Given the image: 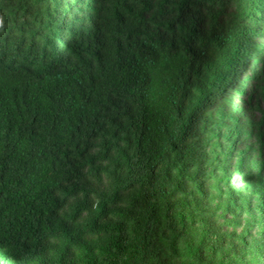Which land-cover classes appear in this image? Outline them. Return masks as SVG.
<instances>
[{
  "label": "trees",
  "instance_id": "1",
  "mask_svg": "<svg viewBox=\"0 0 264 264\" xmlns=\"http://www.w3.org/2000/svg\"><path fill=\"white\" fill-rule=\"evenodd\" d=\"M0 18V264H264V0Z\"/></svg>",
  "mask_w": 264,
  "mask_h": 264
},
{
  "label": "clouds",
  "instance_id": "2",
  "mask_svg": "<svg viewBox=\"0 0 264 264\" xmlns=\"http://www.w3.org/2000/svg\"><path fill=\"white\" fill-rule=\"evenodd\" d=\"M261 22L263 23L264 22V19L261 20ZM2 27H3V22H2V19L0 18V36L3 34V32L1 31L2 30ZM263 27V25L261 26V28ZM69 38L71 41L75 42V43H78L80 45H86L87 42H88V35L87 33L85 32L84 28H83V24L81 21H79L77 23V25L71 30V32L69 33ZM246 66H247V69H246ZM250 70V62H245V64L243 65L241 71H239V76H245L248 74ZM238 71V70H236ZM236 86V82H232L231 84V88H234ZM216 100L215 99V102L213 104V106L211 108L208 109V111L212 110L216 104ZM217 107H225L224 105V102L223 101H218V104L216 106ZM216 108L213 110L215 111Z\"/></svg>",
  "mask_w": 264,
  "mask_h": 264
},
{
  "label": "rangeland",
  "instance_id": "3",
  "mask_svg": "<svg viewBox=\"0 0 264 264\" xmlns=\"http://www.w3.org/2000/svg\"><path fill=\"white\" fill-rule=\"evenodd\" d=\"M246 69H247V66H246Z\"/></svg>",
  "mask_w": 264,
  "mask_h": 264
}]
</instances>
